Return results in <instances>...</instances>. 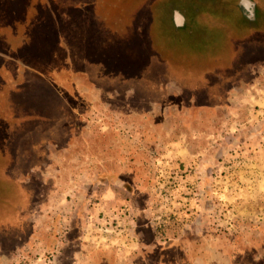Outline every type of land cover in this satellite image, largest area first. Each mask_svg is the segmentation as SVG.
Masks as SVG:
<instances>
[{
  "label": "rangeland",
  "instance_id": "1",
  "mask_svg": "<svg viewBox=\"0 0 264 264\" xmlns=\"http://www.w3.org/2000/svg\"><path fill=\"white\" fill-rule=\"evenodd\" d=\"M0 179V264H264V0H0Z\"/></svg>",
  "mask_w": 264,
  "mask_h": 264
},
{
  "label": "trees",
  "instance_id": "2",
  "mask_svg": "<svg viewBox=\"0 0 264 264\" xmlns=\"http://www.w3.org/2000/svg\"><path fill=\"white\" fill-rule=\"evenodd\" d=\"M47 4V9L49 10V6L48 3ZM12 27H14V25H11ZM15 28V27H14ZM23 31V30H22ZM123 56H128L130 57L129 54H124ZM131 61L134 62V59L132 57H130ZM44 109V108H43ZM42 110L41 108H37V111ZM50 113V114H48ZM47 113V116L49 117V120L53 122V111L51 108H49ZM38 117H42L41 113H36ZM44 116V115H43ZM46 116V117H47ZM124 188H126V191H130V187H128V184H122ZM18 188V190H17ZM23 188V184L21 183H17L15 184V182H10V181H4L0 179V219L3 217H13L14 214H16V212L18 213V206L20 204H22V199L23 196L25 197L28 193H26V189H22ZM132 190V189H131ZM147 207V206H146ZM1 208H4L1 212ZM15 209V211H14ZM13 211V214H10L9 211ZM134 218L136 220V227H135V232L137 234L138 237H140L141 240H143V243L152 247V248H156V250L158 251V254H160L161 252L167 250L170 246L174 247L177 242H173L172 239H159L155 236V232H154V228L153 225L151 223V216L148 214L147 210L141 209L138 210L136 212H134ZM22 220V219H20ZM13 222L16 223V221H18L16 218L13 220H11ZM78 220H76L75 224L77 223ZM78 224V223H77ZM193 225H191V223L189 225H187L186 230L187 232L190 231L193 233ZM74 229L77 230V227H75ZM1 230H5V228H2ZM34 232V231H33ZM189 232V233H190ZM191 233V234H192ZM75 235H69V233H66L64 236H61L60 234L56 235L55 238L53 240L50 239V236H42V238L44 239V241L46 242V248L48 249V243L52 242L54 240H57L56 242H58L59 240H64L62 243V247L57 251V250H51L52 252H48L49 257L50 258H57L58 259H65V253L67 251V249L70 247V243L72 242H76L77 244L79 243V239L78 237L75 238ZM35 237V236H34ZM67 237V238H66ZM190 237V236H188ZM33 241V240H32ZM32 241H30V248L33 249V253L36 250V245L35 243H32ZM34 242V241H33ZM179 242H183L182 239L179 240ZM52 244V243H51ZM170 247V248H171ZM65 250V253H64ZM74 252V251H73ZM73 252L70 253H66V259L69 261V258H72L71 262L73 261ZM76 255V253H74ZM71 262L69 264H71Z\"/></svg>",
  "mask_w": 264,
  "mask_h": 264
},
{
  "label": "crops",
  "instance_id": "3",
  "mask_svg": "<svg viewBox=\"0 0 264 264\" xmlns=\"http://www.w3.org/2000/svg\"><path fill=\"white\" fill-rule=\"evenodd\" d=\"M124 188V187H123ZM114 189H116L115 187H114ZM17 190H18V188H17ZM115 193H116V190H113ZM124 192L125 193H127V191H126V188H124ZM24 206L22 205V204H20L19 206H18V213L16 212V214H21L20 213V210L22 211V208H23ZM15 210V209H14ZM132 213H133V210H132V212H130V214L132 215ZM19 217V218H18ZM18 221H20V219H22L21 218V216H17L16 215V217H15ZM14 220V219H13ZM192 221V220H191ZM186 224V223H185ZM184 224V225H185ZM190 224V223H189ZM195 221L194 222H191V225H193V226H197V224H195ZM183 226V225H182ZM184 227V226H183ZM183 227L181 228V225H176L173 229H170L169 230V232H168V234H167V236L166 237H169L170 239L171 238H174V241L172 242V244L174 243V242H176L177 240L179 241L180 239H186L188 236H190V234H188L190 231H188V233H186L185 232V229L183 230ZM194 231V230H193ZM197 232V231H196ZM199 233H200V235H203L206 239H208V241H211V237L213 238V237H216V235H214L213 233H203V232H200V231H198ZM186 235H188L187 237H186ZM200 235H198V236H200ZM178 236V237H177ZM191 237V236H190ZM190 237H188V239L190 238ZM215 238H213V240H214ZM178 241H177V244L176 245H178ZM141 243H143V242H141ZM141 243H140V245H141ZM180 243H182V242H180ZM142 245H146V244H142ZM138 247H139V245H138Z\"/></svg>",
  "mask_w": 264,
  "mask_h": 264
},
{
  "label": "built area",
  "instance_id": "4",
  "mask_svg": "<svg viewBox=\"0 0 264 264\" xmlns=\"http://www.w3.org/2000/svg\"><path fill=\"white\" fill-rule=\"evenodd\" d=\"M174 216H175V212H174V214H172V217H171V215L168 216L167 218H164V219L160 218V216L157 217L156 218V226H157V228H159V229L163 228L165 226V224L168 222L169 219H174ZM114 218L116 219L117 216H114ZM132 228H133L132 224H129L128 227H125V230L130 232L131 235H133ZM125 233H127V232H125ZM132 237H135V236L133 235Z\"/></svg>",
  "mask_w": 264,
  "mask_h": 264
},
{
  "label": "flooded vegetation",
  "instance_id": "5",
  "mask_svg": "<svg viewBox=\"0 0 264 264\" xmlns=\"http://www.w3.org/2000/svg\"><path fill=\"white\" fill-rule=\"evenodd\" d=\"M179 19H180V16H179Z\"/></svg>",
  "mask_w": 264,
  "mask_h": 264
},
{
  "label": "bare ground",
  "instance_id": "6",
  "mask_svg": "<svg viewBox=\"0 0 264 264\" xmlns=\"http://www.w3.org/2000/svg\"><path fill=\"white\" fill-rule=\"evenodd\" d=\"M180 19H181V17H180Z\"/></svg>",
  "mask_w": 264,
  "mask_h": 264
}]
</instances>
